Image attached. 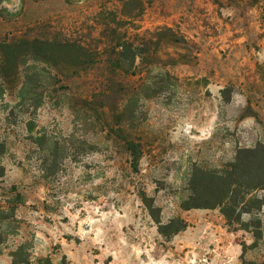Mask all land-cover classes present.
Returning a JSON list of instances; mask_svg holds the SVG:
<instances>
[{
	"label": "rangeland",
	"instance_id": "374dc122",
	"mask_svg": "<svg viewBox=\"0 0 264 264\" xmlns=\"http://www.w3.org/2000/svg\"><path fill=\"white\" fill-rule=\"evenodd\" d=\"M0 264H264V0H0Z\"/></svg>",
	"mask_w": 264,
	"mask_h": 264
},
{
	"label": "trees",
	"instance_id": "16d2710c",
	"mask_svg": "<svg viewBox=\"0 0 264 264\" xmlns=\"http://www.w3.org/2000/svg\"><path fill=\"white\" fill-rule=\"evenodd\" d=\"M63 48H70L71 44L69 43H64L62 44ZM247 154H252V152L248 151V152H244ZM153 216V215H152ZM155 218V217H153ZM157 224L159 225V222H157ZM186 228V224L182 221V220H177L174 222H170L168 225L166 226H159V233L163 236L168 238L170 235H174L177 234L178 232L184 230Z\"/></svg>",
	"mask_w": 264,
	"mask_h": 264
}]
</instances>
